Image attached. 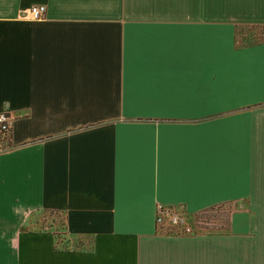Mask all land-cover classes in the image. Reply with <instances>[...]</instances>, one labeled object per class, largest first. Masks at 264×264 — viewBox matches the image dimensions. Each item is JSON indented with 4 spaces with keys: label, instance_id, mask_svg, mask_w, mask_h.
Masks as SVG:
<instances>
[{
    "label": "crops",
    "instance_id": "obj_1",
    "mask_svg": "<svg viewBox=\"0 0 264 264\" xmlns=\"http://www.w3.org/2000/svg\"><path fill=\"white\" fill-rule=\"evenodd\" d=\"M0 112V264H264V0H0Z\"/></svg>",
    "mask_w": 264,
    "mask_h": 264
},
{
    "label": "rangeland",
    "instance_id": "obj_2",
    "mask_svg": "<svg viewBox=\"0 0 264 264\" xmlns=\"http://www.w3.org/2000/svg\"><path fill=\"white\" fill-rule=\"evenodd\" d=\"M261 29L253 26H241L237 29L238 44H251L260 39ZM227 207H216L192 216H185L177 211L172 214L178 216L181 222L174 224L167 219L158 224V230L162 232L189 233L199 231H224L227 229L228 210ZM30 226L35 227L43 223L44 228L52 232L58 248L80 249L86 247L87 242L78 239H66L63 236L62 215L57 212L45 211V213L30 215ZM187 229V231L185 230Z\"/></svg>",
    "mask_w": 264,
    "mask_h": 264
},
{
    "label": "built area",
    "instance_id": "obj_3",
    "mask_svg": "<svg viewBox=\"0 0 264 264\" xmlns=\"http://www.w3.org/2000/svg\"><path fill=\"white\" fill-rule=\"evenodd\" d=\"M45 8L43 6H31L29 8V14L31 19L33 20H39L41 16L44 14ZM10 132V121L5 112H0V145L7 142V139L9 137ZM0 146V150H1ZM156 224H160L164 221V219H167L168 222L174 224L176 222H181V220L178 218V216H175L172 214V211L163 209L161 206L156 207ZM187 231V229H185Z\"/></svg>",
    "mask_w": 264,
    "mask_h": 264
},
{
    "label": "trees",
    "instance_id": "obj_4",
    "mask_svg": "<svg viewBox=\"0 0 264 264\" xmlns=\"http://www.w3.org/2000/svg\"><path fill=\"white\" fill-rule=\"evenodd\" d=\"M8 145V142H6V143H2L0 146H1V148H5L6 146ZM166 232H169V231H166Z\"/></svg>",
    "mask_w": 264,
    "mask_h": 264
}]
</instances>
